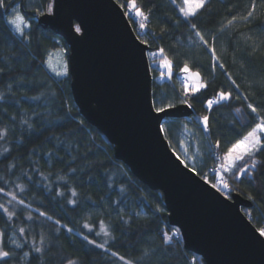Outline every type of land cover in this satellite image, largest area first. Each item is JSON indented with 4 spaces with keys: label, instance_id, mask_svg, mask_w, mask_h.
Masks as SVG:
<instances>
[{
    "label": "trees",
    "instance_id": "trees-1",
    "mask_svg": "<svg viewBox=\"0 0 264 264\" xmlns=\"http://www.w3.org/2000/svg\"><path fill=\"white\" fill-rule=\"evenodd\" d=\"M116 1L125 6L128 3V0ZM21 2L26 11L37 8L46 11L52 0H16L18 5ZM180 3L181 0L175 4L172 0H136L144 11L152 9L148 28L139 36L148 41L151 52L157 53L156 63L165 57L170 62L166 75L155 68L151 71L153 97L165 104H182L185 92L181 68L185 63L191 70H199L202 82L208 85L196 94L187 95L195 112L193 116L169 119L164 125L172 149L188 167H195L197 174L212 184L218 180L216 173L209 171L216 166L215 155L223 156L232 143L242 139L259 122L246 105L251 102L264 107V31L255 25L249 31L242 23L219 31L231 18L229 10L242 12L250 0H211L208 10L188 22L179 12ZM123 9L126 11V7ZM256 15L259 24L264 20V4L259 0ZM26 20L31 23L26 32L30 39L16 35L7 25L6 17L0 18V67L5 69L0 74V96H3L0 135L4 136L0 139V188L3 189L0 204L15 214L9 220L0 209V229L21 244L43 235L45 247L53 245L47 254L51 264H62L67 259L75 260L76 264H125L119 256L135 260L136 264H205L201 256L184 248L179 229L169 224L162 192L150 189L117 160L113 145L82 117L72 96L70 75L58 78L49 72L45 65L49 52L65 48L68 58L66 42L51 29L38 27L33 17L26 16ZM190 22H195L206 38L215 33L220 62L240 85L242 97L248 96L247 101L232 99L214 104L211 109L206 107L208 99H218V90L233 89L225 71L219 67L213 71L210 54L198 42L194 43ZM162 28L166 29L163 38ZM249 36L252 39L246 45L245 38ZM253 42L258 50L250 54L248 45ZM160 48L164 49V56L159 54ZM160 76L166 78L157 81ZM24 81L27 84L21 86ZM236 95L233 90V97ZM237 107L241 112H236ZM203 115L209 116L207 133L202 131ZM216 140H220L219 149L215 147ZM184 143L190 148L195 143L199 145V160L192 163L186 159ZM260 172L258 169L255 185L247 178L236 181L231 176L228 181L230 197L240 194L250 200V192L257 197L256 202L250 200L252 206L246 213L252 216L251 222L257 229L264 226V203H260L264 199V175ZM73 190L77 193L75 197L71 195ZM21 199L23 204L19 203ZM72 199L77 201L76 205L67 203ZM41 212L51 219L40 216ZM56 220L61 221L60 225L55 224ZM101 221L111 233L105 249L84 240L88 236L98 244L104 243ZM85 224L92 230L84 227ZM20 227L25 228L26 236L19 233ZM174 231L180 238L172 236ZM98 232L100 235H96ZM164 234L171 235L172 240L165 243ZM20 251L16 249L17 254ZM23 251L28 248L24 247ZM112 252L117 256H112ZM20 264L27 261L21 260ZM32 264H44V260L33 259Z\"/></svg>",
    "mask_w": 264,
    "mask_h": 264
},
{
    "label": "water",
    "instance_id": "water-1",
    "mask_svg": "<svg viewBox=\"0 0 264 264\" xmlns=\"http://www.w3.org/2000/svg\"><path fill=\"white\" fill-rule=\"evenodd\" d=\"M124 13L116 0H55L54 15L26 11V16L66 42L71 91L80 114L113 145L117 160L150 189L162 192L169 224L179 229L184 248L205 264H264V238L242 211L252 202L212 188L185 168L158 134V121L150 112L149 46L135 40ZM80 23L84 32L76 34L74 26ZM194 113L182 103L160 122Z\"/></svg>",
    "mask_w": 264,
    "mask_h": 264
},
{
    "label": "snow or ice",
    "instance_id": "snow-or-ice-1",
    "mask_svg": "<svg viewBox=\"0 0 264 264\" xmlns=\"http://www.w3.org/2000/svg\"><path fill=\"white\" fill-rule=\"evenodd\" d=\"M211 0H181V3L179 4V12L184 18L186 22L193 20V18L197 17L202 11L208 10V6L210 4ZM54 3L55 0H52L51 3H49L46 7V11L42 10L41 8H37L34 11V15H40V16H52L54 15ZM172 3L175 4L176 0H172ZM260 4H264V0H259ZM121 8H127L124 15L131 16L132 20L131 22L137 23L138 30L146 32L148 28L149 18L152 12V9L149 8L146 11L142 9V7L137 6L136 0H128L127 5L124 4L120 5ZM258 7V0H250V4L246 6V8L240 12H233L232 9H230L231 18L227 19L226 24H224L219 31L223 32L227 28L233 27L237 23H242L245 27L248 28L249 31L252 30L253 26L259 28L260 30L264 31V20H261L259 24H256V21L259 19L256 15ZM0 10H3V15L0 16V18L6 17V23L7 25H11L12 28L15 30V33L19 35L20 37L24 39H30V37L26 33V29L31 28L30 20H26V8L21 2V4H17L16 0H0ZM179 23V21H177ZM189 27L192 30V33L195 37V42H198L199 45L203 46L204 50L210 54L212 59L211 68L213 71L216 70L217 67H219L221 70H224L225 73L228 76L229 81L231 82L232 89L237 92V95L233 97V90L224 91V90H218L217 91V100L208 99L206 101V107L208 109H211L214 104H219L222 102H228L232 99H235L237 101L241 100L242 98L247 101L248 96H243L240 94V85L237 83L236 79L232 78L231 73H228L225 69V65L221 63V58L217 55L216 50V35L215 33H211L210 39L206 38L204 33L199 30L198 25L195 22H190ZM69 28V34H72L73 32V25L71 21L68 23ZM166 31L165 28L161 29L160 36L163 38L164 32ZM84 28L82 26V23L76 24L74 26V33L76 34H83ZM243 35V34H241ZM252 38L246 37L245 43L247 45V41L251 40ZM135 40L138 41L141 45H147L148 41L142 39L139 35L135 37ZM250 48V54H255L258 50V45L256 42H253L252 44L248 45ZM144 49H142L143 51ZM149 54L152 55L153 60L151 64L147 63L146 65L148 69H151L154 64H156V58L157 53L151 52L149 50ZM159 54L161 56H164V49H159ZM162 66L169 68L170 70V62L165 57L162 61ZM160 65H157V69H159ZM244 67L243 65L241 66ZM5 69L3 67H0V74H3ZM181 71L186 73V76L184 77V83H185V98L181 100V103L186 104L188 107H192V105L189 103L187 99L189 85H191V91L192 93H196L200 91L202 88H207V83L201 82V73L199 70L193 71L190 69V66L188 63H185L184 66L181 68ZM57 75H67V67H64V71L58 72ZM163 75V73H162ZM27 84V81L22 82L21 86H25ZM253 85L249 84V87H252ZM10 87V86H9ZM0 99H3V96H0ZM34 99V98H33ZM176 105L174 103H163L160 101L157 97H153L151 101V108L150 112L154 113L153 118L158 121L157 130L158 134L161 136V138L165 141H168V133L167 129L164 125V123H161L160 121L163 119V116L167 115L168 111L170 109L175 108ZM246 107L251 110V113L255 114L256 119L259 121L255 124V126L247 132L246 135L243 136L242 139L237 140L235 143H232L230 147L226 149V151L223 153V156H217L216 159L222 161L219 165L220 172L222 173H229L231 174L232 178L236 181H241L242 178H247L250 180L253 185H255L257 180V171L258 169L261 170L260 174L264 175V156L261 154L264 153V115H261L262 112H264V107H262L260 104H254V103H247ZM236 112H241V108L237 107ZM202 124H203V132H209L210 125H209V116L203 115L201 117ZM27 123V121L25 122ZM82 123V122H81ZM4 136L0 135V139H3ZM215 147L219 149L220 147V140H216ZM177 159H180V156L177 155ZM184 163V161H181ZM185 168L188 167L186 163H184ZM190 171L196 173L195 167L191 168ZM30 179V178H29ZM63 179V177H61ZM218 184L220 187L218 188ZM211 187L214 189H217L218 191L220 188L223 189H229L230 185L229 182L224 178L223 175L219 176L217 183H212ZM0 192H3V189L0 188ZM13 199H16V196L14 194ZM57 195H62V193H57ZM71 195L75 197L77 193L73 190L71 192ZM248 198L252 200L253 202H256L257 197L252 195V193H248ZM11 203V201H9ZM20 204H23L24 201L21 199L19 200ZM67 203L76 205L77 201L75 199L68 200ZM260 203H264V199L260 201ZM0 209H2L6 214L8 219H12V217L15 215L13 212L9 211L7 207H5L3 204H0ZM157 211H161V209L157 208ZM40 216H45L47 219H51V217H48L46 213L41 212ZM29 219H32L31 216L28 217ZM129 220H132V217L128 218ZM121 220L124 224H128V220H124L123 217H121ZM134 222V221H133ZM61 221L56 220L55 224L60 225ZM130 226V225H129ZM84 227L89 228V231H91V227L88 224H85ZM101 231L105 236H110L111 233L108 231L106 225L103 221H101L100 224ZM19 233L21 235H27L25 228L20 227L18 229ZM69 232L72 231V229H68ZM259 237L264 238V227H261L257 229ZM96 235H100V233H96ZM38 240V242H37ZM84 240H86L89 244L95 245L96 247L100 249H105L106 244L108 243L107 240L104 241V243H97L95 239H89L88 236H84ZM162 240L165 243H168L172 240V236L168 234H164L162 237ZM264 243V239L261 241ZM9 244L14 245V247H9ZM24 247L28 248V251H23ZM53 245L48 244L47 247H45V237L43 235H37L32 238L31 241H26L21 244L17 243V241L11 237L7 236V231L0 229V261H3V264H9V261H15L16 264H20L21 260H26L27 264H32V260L35 259L38 262L41 260H44V264H51V258L48 257V253L51 251ZM16 249H20V253H16ZM112 256H117L116 252L111 253ZM119 260L124 261L125 264H136L135 260H125V257L119 256ZM62 264H76L75 260L67 259L62 262Z\"/></svg>",
    "mask_w": 264,
    "mask_h": 264
},
{
    "label": "rangeland",
    "instance_id": "rangeland-1",
    "mask_svg": "<svg viewBox=\"0 0 264 264\" xmlns=\"http://www.w3.org/2000/svg\"><path fill=\"white\" fill-rule=\"evenodd\" d=\"M11 26V25H10ZM12 28V26H11ZM12 30L14 31L15 33V30L12 28ZM28 31V29H26V32ZM16 34V33H15ZM17 35V34H16ZM19 36V35H18ZM20 37V36H19ZM148 59H149V64L152 63V60H153V57L152 55L149 54L148 52ZM46 67L48 68L49 72L55 76V77H58V78H64L66 76H68L69 74V68H68V58L66 56V50L65 48H62V49H59V50H56V51H51L49 52V55L47 57V60H46ZM67 67V75H57L58 72H62L64 71V67ZM153 70V66L151 68V71ZM161 73L163 74H167L169 73V68H166V67H163L162 66V69H161ZM162 75V74H161ZM186 76V73H182V77H185ZM163 77V76H162ZM161 76L159 78H162ZM163 78H166V77H163ZM184 79H182L181 81V84L184 85V88H185V83L183 82ZM202 82V80H201ZM184 83V84H183ZM203 83V82H202ZM203 89V88H202ZM200 89V91L202 90ZM199 92V91H198ZM196 92V93H198ZM196 93H192L191 91V85H189V90H188V95H192V94H196ZM189 132H187V134H189ZM190 145L188 143H184L182 145V150H183V153H184V156L186 157V159H189V161H191L192 163L195 162L196 160H199L200 159V154H201V151L199 149V145L197 143H195V147L194 148H190L189 147ZM219 156V155H215V158ZM222 157V156H220ZM216 166H218V170L216 172V175H217V178H219V176L223 175L224 178L229 181L231 180V174L229 173H222L220 172V168H219V165L222 161L216 159ZM217 183V181H215ZM214 182V183H215ZM220 187V185L218 184V188ZM231 187V186H230ZM221 193H223L226 197H230V188L229 189H223V188H220L219 190ZM11 203H12V200H11ZM10 203V204H11ZM14 203L16 204V202L14 201ZM247 211L250 210L249 208H245ZM244 212V214L248 217V215L246 214V212L244 211V208L242 210ZM103 234V232H102ZM172 236L175 237V238H180V234L176 231L172 232ZM109 239V236H105L103 234V240H107L108 241Z\"/></svg>",
    "mask_w": 264,
    "mask_h": 264
},
{
    "label": "built area",
    "instance_id": "built-area-1",
    "mask_svg": "<svg viewBox=\"0 0 264 264\" xmlns=\"http://www.w3.org/2000/svg\"><path fill=\"white\" fill-rule=\"evenodd\" d=\"M126 10H127V8H126ZM128 18H129V20H130V22H131L132 17H131V16H128ZM131 23H132V25H133L134 31H135L137 34H142V33H143V31H139V30H138V25H137V23H133V22H131ZM162 61H163V60H162ZM162 61H159L158 63L154 64V65H153V69H154V68L157 69V65H160L159 69H157V70L161 71V69H162ZM156 80H157V81H160V78L157 77ZM183 82H184V80H183ZM183 84H184V83H183ZM217 170H218V166H213V167H211V168L209 169V171H210L211 173H216ZM244 211H245L246 213L248 212L245 208H244ZM248 218H249L250 220H252V216H248ZM263 227H264V226H263Z\"/></svg>",
    "mask_w": 264,
    "mask_h": 264
}]
</instances>
